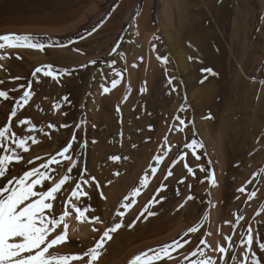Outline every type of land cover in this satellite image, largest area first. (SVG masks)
<instances>
[{"label":"rangeland","instance_id":"rangeland-1","mask_svg":"<svg viewBox=\"0 0 264 264\" xmlns=\"http://www.w3.org/2000/svg\"><path fill=\"white\" fill-rule=\"evenodd\" d=\"M224 1L211 0L218 5ZM226 1L228 7L223 11V24L215 20L212 10L206 7V0H203L205 6L199 1L202 8L199 21L204 28L201 34L206 40L216 38L225 50V61L230 59L232 63L227 70L239 72L240 68L232 66L243 60L234 57L230 40L237 35L233 40L241 45L245 34L250 44L259 42L263 36L261 29L264 28V0L260 3L258 0ZM166 2L0 0V36H28L33 43L45 46L43 50L24 47L0 49V57H3L0 58V81H3L0 91L8 92L9 96L7 100L0 98V127L9 125L18 138L33 137L39 141L34 144L27 140L29 150L20 149L22 159L18 168L12 165L16 162L13 161L6 178H0V186H15L14 181L13 185H7V181L22 177L33 168H39L52 177L43 186L36 187L38 192L46 191L61 177L70 175L71 179L57 193V199L52 201L53 216L62 214L64 203L71 198L76 184L88 192V197L73 200V203L81 207L91 206L94 211L89 215L99 216L103 221L94 225L99 231H92L93 225L88 222H78L75 214L69 216L68 240L51 248L49 252L52 255H83L95 245L104 230L122 224L111 233L112 239L105 242L100 250L102 255L93 264H129L134 256L150 249L159 251L166 245H173L169 256L153 264H192L193 261L200 264L209 259L213 264H241L247 247L242 240L250 226L252 251L264 264V252L258 247V241L264 242V121L258 122L259 133L256 136H247L252 144L249 151L246 149L248 140L241 141L238 147L225 143L235 153L230 152L227 168L221 169L225 163L220 162L221 156L207 141L214 137L211 116L200 105L195 106L198 95L191 100L187 92L190 82V86L199 91L208 87V83L196 82V77L189 80L191 73L186 76L188 69L192 70L191 63H195V59L182 47H175V43L168 41L166 33L174 34L173 28L167 32L170 28L169 12H176L174 8L169 9ZM253 2L259 5L254 6ZM246 17L251 19V24L254 21V27L249 29L242 25L236 29L239 22H247ZM161 58H166V62ZM178 59L183 60L182 68L176 65ZM152 62L160 65L163 80L172 97L163 118L162 126L166 128L163 136V130L160 135L157 134L156 126L153 134H149V119L145 115L149 107L145 113L137 111L136 118L131 112L132 136L123 137V129L120 126L115 129L112 124L111 131L105 133L107 122L113 123L112 118L116 119L121 114V105L130 92L132 75L135 72L138 77L142 75V84L146 85ZM47 66H51L57 78L44 75V71L49 70ZM37 68L42 71L36 73ZM113 80L118 82L114 88ZM104 88L110 91L105 93ZM25 91L31 93L27 103L22 99ZM142 94L145 93L139 90L138 97ZM176 105L178 107L173 111ZM14 110L16 116L13 117L11 113ZM22 120L31 123L21 125ZM178 128L183 129L181 136H175L174 130ZM105 136H111L106 156ZM70 141L72 149L67 155L72 159L65 160L58 153ZM193 141L196 142L193 148L186 147ZM0 143L10 149L13 142L10 138L6 142L0 140ZM109 151L120 159H109ZM5 155H9V151L0 150V156ZM100 156L105 157V161L99 169L96 167ZM181 156L184 159H180ZM52 157L59 163L52 162ZM155 157L162 159L158 161ZM177 160L181 164L179 171L175 169L179 165L174 163ZM73 162L76 165L74 168ZM42 164H48V168H42ZM185 164L194 170V175L189 173ZM68 168H72L71 173L67 172ZM153 169H156L154 174ZM169 169L173 174L165 179ZM213 177L214 185L211 182ZM86 180L87 184L84 183ZM161 184L165 185L163 190H159ZM241 188H244L243 192L239 191ZM134 190H138L139 194L133 196ZM251 193L255 196H250ZM189 196L193 199H188ZM130 202V207H122ZM193 227L199 230L189 232ZM61 230L62 227L58 228L49 239ZM226 237H231V241ZM174 241L183 246H176ZM111 245L115 250L110 249ZM219 247H225L227 254L220 253ZM194 251L195 256L192 255ZM152 255L154 253L149 252V256ZM88 259L85 257L70 264H86ZM248 264H251L250 259Z\"/></svg>","mask_w":264,"mask_h":264},{"label":"bare ground","instance_id":"bare-ground-1","mask_svg":"<svg viewBox=\"0 0 264 264\" xmlns=\"http://www.w3.org/2000/svg\"><path fill=\"white\" fill-rule=\"evenodd\" d=\"M199 1L200 0H167L165 4L169 7V9L174 8V11L176 13L173 14L172 11L170 10L169 12V17H170L169 24L170 25H168L170 28L169 29L166 28L167 32H169L173 28L174 34L171 33L169 35V33H166V35L168 34L169 36L168 41L171 44L175 43V47L176 45L177 47H182V50H184L186 54L191 55V57L192 56L194 57L195 63L193 64L191 63L192 70L188 69V71L186 72V76H188L189 73H191L189 80H191L192 77H196L195 79L196 82L198 80V82L203 81V82L208 83V87L205 86L204 90L199 91V90H194V88L190 86L191 85V82H190V85L187 84V87H188L187 92L189 94L188 97L191 100L194 99L195 95H198V99H197V102L195 103V106L200 105L201 109H204L207 112H209L211 116V124H213L212 133L214 134V137H212V140L208 138L209 140L207 139V141L209 142L208 143L209 145L215 148L217 153H219V156H221L220 162L222 160L221 163L222 164L225 163L223 164L221 169H224V167L227 168V165H228L227 159H229L230 152L235 153V151L234 150L232 151L231 147H229V145L225 143L230 142L231 145L236 144L237 147L239 146L241 141L243 142V140H248V143H249L250 141L247 138V136H256L259 130L258 122L264 121V28L262 27L261 29V33L263 34V36L259 38V42H253L252 44H250L249 40H247L248 37L246 38L245 34H243L244 43L241 45H238L237 44L238 42L236 40H233V37H236L237 35L236 36L232 35L233 37L230 40V45H231V48L233 49V55L236 58H241L243 62H241L242 64L238 62L237 64L232 66L235 68H240L241 70L239 72L233 71V70H227L228 68H230V65L232 63L230 62V59H228V62L225 61V57H226L225 50L220 45L219 41H217L216 38L214 39L212 38V41L206 40L204 39L203 34H201L204 28L200 25L201 24L200 18L202 17V13H201L202 8L199 7L200 6ZM245 1L247 2V0ZM206 2H207V5L203 2V0H201V3L204 4V6L206 5V7L212 10L213 17L215 18V20L220 21V24L221 23L223 24L221 18L225 17V15H223V11L226 10L228 7L227 1L225 0L222 4L220 3V5H218L217 3L213 4L211 0H206ZM258 3H260V0H258ZM258 3L255 4V2H253L254 6L259 5ZM235 17H237V15ZM242 25L245 26L246 28L251 29L254 27L255 23L253 21L251 24V19L247 18L246 23L242 24L239 22L236 26L235 25L234 26L236 29H239V26H242ZM245 32L246 30L244 31V33ZM207 36H209V34H207ZM147 37L148 36H146V38ZM185 39L186 40L188 39L187 40L188 42H185ZM247 41L249 43L248 45H246ZM184 42H185V45H184ZM234 53H236V55ZM182 54L184 53L182 52ZM177 62L178 64L176 65L182 68L183 60L178 59ZM205 69H211L212 73L214 74H210L204 71ZM139 70L138 72H141ZM149 71H150V75L148 74L149 77L146 78L147 81H145L146 85L144 86L142 84V81H143L141 78L142 75L139 74L140 76L138 77L136 72L132 75L131 87L129 90L130 92L127 95L126 100H124L123 104L121 105V114L116 116V119L112 118V120L114 121L113 123H110L109 121L107 122L106 125H108V128L105 129L104 131L105 133L107 132L108 134V132L111 131L112 126H114L115 129H116V126H120L123 129V132H122L123 137L132 136V133L130 132L131 112L133 113L134 118H136L137 111L139 113H145L146 108L149 107V112L145 113V115L147 116V119H149L148 129L151 131V133L149 134L150 135L153 134V128L154 126H156L157 134L160 135L163 130V133L161 135L163 136L164 130H166V128L162 126L163 122L165 121L163 118L165 117L164 115L166 114L169 108L172 97L171 95H169L170 92L167 88L165 81L163 80V74H162L160 65L152 62V64L149 66ZM231 83L234 87L231 85ZM228 84H230L232 87H230ZM142 89H146V91H142ZM139 90H141L142 93H145V94H142V96L138 97ZM113 93L118 94L117 92H113ZM177 107L178 106L176 105L173 111H175ZM174 132H175V136L182 135V131L179 128L174 130ZM211 135H209V137ZM105 137L107 138L104 142V146L106 148V154L104 155L106 156L108 155L107 146L110 145V141H108V138L111 136H105ZM156 139L157 138H155V140ZM250 140H252V137ZM149 141L153 142L151 139ZM172 142L174 143V141ZM128 144L126 146H128ZM10 145H11L10 149L14 151H9V155H13V154L19 155L20 149L16 150L14 143ZM146 145L147 146L150 145L148 141ZM249 145L251 146L252 144L249 143L247 145L246 149L248 151L250 150ZM111 154H112V151L110 152V155L108 156V158L116 157V156H113V154L112 155ZM238 155H241V154H238ZM103 156H100L98 158L99 159L98 164H97L98 166L96 168L99 167L100 169L103 166V161H105L104 159L105 157ZM232 156H234V154H232ZM19 163L20 162H15L11 164L12 165L15 164L17 167ZM177 164H176L177 168L175 169L179 171L181 168V164L180 163H177ZM160 165L162 166L161 163ZM111 173L112 172H110V174ZM100 179H103V178L100 177ZM113 248L115 250V247L111 245L110 249L112 250Z\"/></svg>","mask_w":264,"mask_h":264},{"label":"snow or ice","instance_id":"snow-or-ice-1","mask_svg":"<svg viewBox=\"0 0 264 264\" xmlns=\"http://www.w3.org/2000/svg\"><path fill=\"white\" fill-rule=\"evenodd\" d=\"M32 48L43 50L44 45L33 43L31 38L28 36H17L14 34L0 36V49L5 48ZM115 51V49H113ZM3 58V57H0ZM166 62V58H161ZM91 63H95L92 61ZM114 63V61H113ZM2 67V66H0ZM49 70L44 71L45 76H52L54 79L57 78V74L51 69V66H47ZM41 68L35 69L36 73L41 72ZM204 71L212 73L211 69H205ZM119 75V73H117ZM19 79V78H16ZM3 83V81H0ZM117 81H112V87H116ZM171 84L172 81L170 80ZM105 93L109 92V88H104ZM146 91V89H142ZM31 93L25 91L22 99L27 103V98H29ZM0 98L5 100L9 99L8 92L0 91ZM119 111V109H118ZM11 116H16V111L14 110L11 113ZM179 119V117H177ZM31 121L22 120L20 121L21 125L30 124ZM181 124H184L183 120H180ZM67 127V125H63ZM33 129L35 125L32 126ZM49 127H54L49 125ZM181 131L183 129H180ZM11 138L12 142L15 144L16 148L22 149L23 151H28L27 140L30 139L32 143H38L39 141L33 137L18 138L15 132L11 131L9 125L0 127V140L8 141ZM75 136H73V141ZM196 145V142L193 141L192 144L186 145V147L193 148ZM72 149V142L70 141L60 153L59 156L63 157L65 160L72 159L71 156L67 155ZM0 150L14 151L11 149H6L3 143H0ZM186 155V154H185ZM193 155L195 152L193 151ZM22 159L18 154L0 156V178H6V175L9 172V165L13 162H19ZM39 159V157L37 158ZM113 160L120 159L119 157H111ZM160 161L161 157H155ZM180 159H184V156H181ZM197 159L199 157L197 156ZM52 162L59 163L55 157L51 158ZM32 163V161H29ZM174 163H179V160ZM75 162H73L72 167L74 168ZM42 168H48V164H42ZM185 167L188 169L190 174H195L194 170L190 168L187 164ZM203 170V169H201ZM156 169H153V174ZM68 173L72 172V168L67 169ZM173 173L171 169L168 170L165 179L168 176H171ZM35 177V179H32ZM52 177L46 172H41L39 168H33L31 171H27L23 174L22 177L13 178L12 180L7 181V185L15 186H0V264H70L71 261L84 260L85 257H88L86 264H93V262L99 260L102 255L101 249L104 247L105 242L112 239L111 233L116 232L122 224H117L109 229L104 230L99 240L96 241L95 245L92 248H89L83 255H72V256H56L50 254L49 250L56 245L66 243L68 240V224L67 218L75 214L78 222H88L93 225L92 231H99L94 225L101 224L103 221L99 216L89 215L94 210L91 206H77L73 203V200H80L81 197H88V192L84 191L80 184H76L72 189L71 198L66 200L64 203V211L59 216H53V203L57 199V193L60 192L64 185L71 179L70 175H64L55 183L52 187L48 188L46 191H36L37 186H43L45 181L51 180ZM95 179L94 177L92 178ZM145 181H147V176H145ZM183 183V180L180 181ZM213 185L215 184L214 177L211 178ZM85 184L88 181H84ZM146 186V185H145ZM97 187L99 184L97 183ZM165 185L161 184L159 190H163ZM191 187V186H189ZM158 190V191H159ZM243 192L244 188L239 189ZM139 191L134 190L133 196L138 195ZM250 196H255V193H251ZM188 199H193L189 196ZM131 202L128 205H122V207H130ZM238 219H243L239 217ZM230 223V222H226ZM132 225H129L131 227ZM62 230L56 234L53 238L49 239L53 233L57 231L58 228ZM199 229L196 227L190 228L189 232H197ZM226 240L231 241V237H226ZM202 243H206L202 241ZM178 247L183 245L179 244L178 241H174ZM243 245H247L245 248L246 255L244 256L241 264H248L249 259L251 264H261V260L257 258V253L252 251L251 245L253 244V235L252 228L249 226L247 229V236L242 240ZM43 245V247H41ZM231 246V245H230ZM173 245H166L159 249V251L150 249L148 252H142L134 256L129 264H153L156 260H161L164 257L169 256V249ZM258 247L261 252H264V242L258 241ZM218 251L223 254H227V249L225 247H219ZM149 252H153L154 255L149 256ZM250 253V256L248 255ZM163 254V255H161ZM202 254V253H201ZM193 256L196 255L194 251ZM192 264H197L196 261H193ZM200 264H213L209 259L208 261H201Z\"/></svg>","mask_w":264,"mask_h":264}]
</instances>
